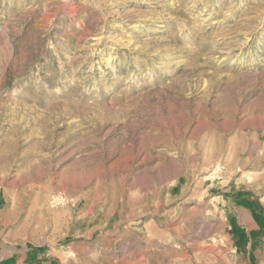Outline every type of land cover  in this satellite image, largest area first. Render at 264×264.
I'll return each instance as SVG.
<instances>
[{
    "label": "rangeland",
    "instance_id": "rangeland-1",
    "mask_svg": "<svg viewBox=\"0 0 264 264\" xmlns=\"http://www.w3.org/2000/svg\"><path fill=\"white\" fill-rule=\"evenodd\" d=\"M0 264H264V0H0Z\"/></svg>",
    "mask_w": 264,
    "mask_h": 264
}]
</instances>
